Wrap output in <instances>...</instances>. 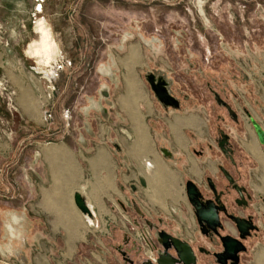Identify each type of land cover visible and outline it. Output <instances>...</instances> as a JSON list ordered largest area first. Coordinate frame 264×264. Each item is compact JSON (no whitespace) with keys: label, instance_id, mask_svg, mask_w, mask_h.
Masks as SVG:
<instances>
[{"label":"crops","instance_id":"obj_1","mask_svg":"<svg viewBox=\"0 0 264 264\" xmlns=\"http://www.w3.org/2000/svg\"><path fill=\"white\" fill-rule=\"evenodd\" d=\"M116 57L119 66L103 71L117 92L114 105L119 113H103L94 120L85 115L78 126L67 115L47 120L38 78L33 84L22 77L27 68H9L10 74L20 75L13 80L18 87L13 122L18 116L21 122L36 124L20 136L18 145L10 140L0 146L5 189L0 233L9 243L5 253L16 259L12 264H121L126 261L123 249L132 260L141 261L132 256L137 254L132 235L140 224H150L151 208L186 212L181 217L186 218V234L179 237L194 247L220 252L218 239L206 236L205 226L198 222L187 195L189 182L206 202L219 207L221 236H239L236 217L253 226L241 241L245 250L236 264H264V148L258 144V122L249 117L252 135L241 131L235 138L223 130L218 135L202 100L188 92V82L194 85L188 80L202 78V68L182 70L187 78L180 81L183 98L176 99L179 107L170 109L145 98L142 76L150 70L144 71L137 47ZM100 99L95 102L103 108ZM42 137L52 140H39ZM223 138L228 153L220 147ZM76 194L84 199L88 213L78 207ZM212 260L199 254L198 264Z\"/></svg>","mask_w":264,"mask_h":264},{"label":"rangeland","instance_id":"obj_2","mask_svg":"<svg viewBox=\"0 0 264 264\" xmlns=\"http://www.w3.org/2000/svg\"><path fill=\"white\" fill-rule=\"evenodd\" d=\"M40 18L46 21L43 37L37 32ZM132 47L141 52L144 71L150 70L142 78L143 93L151 104L179 107L180 81L187 79L182 70L202 68V78L188 80L198 87L188 82V92L202 100L213 132L219 135L223 130L235 138L241 131L252 135L249 117L264 131V0H0V146L10 140L18 145L20 136L36 125L21 122L18 116L13 122L11 113L18 112V87L13 80L20 75L10 74V67L27 68L28 74L22 77L31 78L33 84L38 78L39 102L47 120L67 115L78 126L85 115L94 120L103 113H119L114 105L117 92L103 69L119 66L117 53L125 55ZM152 84L167 89L172 99L163 103ZM99 98L103 108L96 105ZM3 163L0 150L2 168ZM152 174L151 179L157 181ZM2 182L0 176V209L5 195ZM182 213L186 212L151 208L154 228L145 222L132 235L137 253L132 256L141 261L132 260L123 249L120 253L126 261L121 264L147 262L146 243L154 255L164 251L162 232L178 238L186 234ZM6 245L0 233V264L16 261L5 253Z\"/></svg>","mask_w":264,"mask_h":264},{"label":"water","instance_id":"obj_3","mask_svg":"<svg viewBox=\"0 0 264 264\" xmlns=\"http://www.w3.org/2000/svg\"><path fill=\"white\" fill-rule=\"evenodd\" d=\"M153 86L155 87V92L158 98L163 103H167L172 99V96L167 89L157 88L155 84ZM225 105L229 108L227 104ZM230 111L235 114L233 110L230 109ZM254 124L259 136V140L261 141V143H264V131L258 123ZM142 183L144 184L143 180ZM187 194L189 200L191 201V204L195 209V213L197 215L199 223L202 226L207 225L212 228L219 237L222 252L216 254V257L221 260V264H227L229 259L235 257L237 255V252L243 249L241 240L233 236H221L218 233V228L221 227L220 209L213 201L202 202V197L200 192H198L196 184L191 182L187 184ZM75 199L78 207L83 212L88 213V207L85 204L82 196L80 194H76ZM233 220L235 221V224L239 232L241 233V237H244V235L249 233V229L253 228V226L244 219L236 217L233 218ZM160 236V243L163 245L164 251L159 253L157 264H198L197 255L189 242L166 232L160 233ZM171 250H173L175 255L172 254ZM144 264L151 263L145 262Z\"/></svg>","mask_w":264,"mask_h":264},{"label":"flooded vegetation","instance_id":"obj_4","mask_svg":"<svg viewBox=\"0 0 264 264\" xmlns=\"http://www.w3.org/2000/svg\"><path fill=\"white\" fill-rule=\"evenodd\" d=\"M42 18H40L39 20H41ZM42 20H45L44 18L42 19ZM45 25H46V21H45ZM37 27H38V25H37ZM49 30H50V37L52 36V32H51V28H49ZM53 37V36H52ZM52 37H51V39H52ZM55 43H56V41L54 40V38L52 39ZM226 142H227V139L226 138H223L221 141H220V147L222 148V150H224V152H226V153H228L229 151L226 149V147H225V144H226ZM231 179V178H230ZM202 197V196H201ZM201 200H202V202H206V200H204V198L202 197L201 198ZM195 210V209H194ZM199 222V221H198ZM149 226H151V228H154L153 227V223L152 224H150ZM205 226V229H206V236H210L211 237V235L213 236V238H210V239H213V240H215V238L216 239H218V241H219V237L217 236V234L213 231V229L212 228H210L209 226H207V225H204ZM204 226L202 227V228H204ZM249 233H250V229H249ZM249 233H247L246 235H244V237H241V233L239 232V236L238 237H235V238H238L239 240H241L242 242H243V240L244 239H246L247 237H248V234ZM191 244V243H190ZM219 245H221L220 244V242H219ZM191 246H192V248L194 249V251H195V253H196V255H197V262H199V254H206L207 256H209L210 258H213V260H212V262H208L207 264H221V260L220 259H218L217 257H216V254H218V253H221L222 252V247H221V251L220 252H212V251H208L206 248H203L202 246L200 247L199 245H197V246H193L192 244H191ZM245 249H242V250H240L239 252H237V255L235 256V257H232L231 259H229L228 260V262H227V264H236L237 263V261H239V254L242 252V251H244ZM145 262V261H144Z\"/></svg>","mask_w":264,"mask_h":264},{"label":"built area","instance_id":"obj_5","mask_svg":"<svg viewBox=\"0 0 264 264\" xmlns=\"http://www.w3.org/2000/svg\"><path fill=\"white\" fill-rule=\"evenodd\" d=\"M40 1H42V0H40ZM39 6L41 7V4H39ZM148 233L149 232H146L145 234L148 235ZM142 236H143V234L142 235H139V238L142 239ZM146 244L149 246V248L151 247V245H149V243H146ZM149 248L148 249L146 248V256H147V259H148L147 262H149L151 264H157V261H158L159 253L160 252H158L157 255H154L152 249L151 248L149 249Z\"/></svg>","mask_w":264,"mask_h":264},{"label":"bare ground","instance_id":"obj_6","mask_svg":"<svg viewBox=\"0 0 264 264\" xmlns=\"http://www.w3.org/2000/svg\"><path fill=\"white\" fill-rule=\"evenodd\" d=\"M43 19V18H42ZM38 20V22H37V25H38V27H37V32H39L40 33V35H41V37H43V25H44V23H45V20ZM56 45V44H55ZM32 49V48H31ZM58 50V49H57ZM29 51V50H28ZM38 50L36 49L35 50V52H37ZM32 53V52H31ZM54 55V54H53ZM53 77V76H52ZM133 79V78H132ZM133 81V80H132ZM129 83V82H128ZM130 84H132V83H130ZM131 87V86H130ZM129 87V88H130ZM135 87V86H134ZM133 90V89H132ZM132 93V92H131ZM253 148V147H252ZM250 150H252V149H250ZM253 151V150H252ZM256 152V151H255ZM254 152V153H255ZM257 153V152H256ZM260 155V154H259ZM258 157V156H257ZM260 157V156H259ZM261 158V157H260ZM260 158H259V160H260ZM263 159V158H262ZM261 159V160H262ZM264 165V164H263Z\"/></svg>","mask_w":264,"mask_h":264}]
</instances>
